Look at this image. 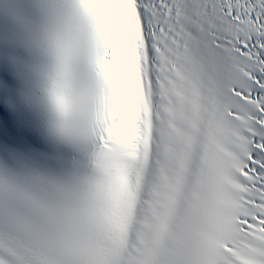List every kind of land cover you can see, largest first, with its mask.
I'll return each instance as SVG.
<instances>
[{
    "label": "snow or ice",
    "instance_id": "snow-or-ice-1",
    "mask_svg": "<svg viewBox=\"0 0 264 264\" xmlns=\"http://www.w3.org/2000/svg\"><path fill=\"white\" fill-rule=\"evenodd\" d=\"M0 12V264H264V0Z\"/></svg>",
    "mask_w": 264,
    "mask_h": 264
}]
</instances>
